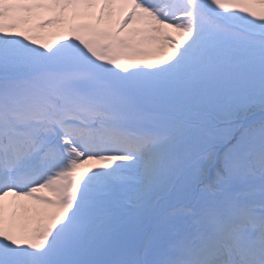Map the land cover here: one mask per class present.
I'll use <instances>...</instances> for the list:
<instances>
[{
    "label": "snow or ice",
    "instance_id": "obj_1",
    "mask_svg": "<svg viewBox=\"0 0 264 264\" xmlns=\"http://www.w3.org/2000/svg\"><path fill=\"white\" fill-rule=\"evenodd\" d=\"M0 264H264V0H0Z\"/></svg>",
    "mask_w": 264,
    "mask_h": 264
},
{
    "label": "rangeland",
    "instance_id": "obj_2",
    "mask_svg": "<svg viewBox=\"0 0 264 264\" xmlns=\"http://www.w3.org/2000/svg\"><path fill=\"white\" fill-rule=\"evenodd\" d=\"M253 8H255L256 10H260V8H259V6L258 5H253L252 6ZM37 13H41V12H37ZM53 15H54V20H56V15L53 13ZM44 23H43V21L41 22V25H43ZM65 23H52L51 25H49V26H47V27H45L48 31H50V33L52 34V33H54L55 31H57L58 30V28L60 27V26H62V25H64ZM41 25H31L32 27H31V29L32 30H34V29H36V28H42L41 27ZM25 28V25H22L21 26V30L22 29H24ZM24 32L26 33V31L24 30ZM178 35V34H177ZM54 37V36H53ZM60 38V37H59ZM63 37H61V39H62ZM48 44H53V45H55L56 44V41L55 40H52V42H50V43H48ZM23 227V223H21L20 224V228H22Z\"/></svg>",
    "mask_w": 264,
    "mask_h": 264
}]
</instances>
